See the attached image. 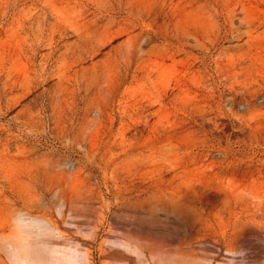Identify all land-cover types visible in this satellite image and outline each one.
<instances>
[{"label":"rangeland","instance_id":"1","mask_svg":"<svg viewBox=\"0 0 264 264\" xmlns=\"http://www.w3.org/2000/svg\"><path fill=\"white\" fill-rule=\"evenodd\" d=\"M0 264H264V0H0Z\"/></svg>","mask_w":264,"mask_h":264}]
</instances>
